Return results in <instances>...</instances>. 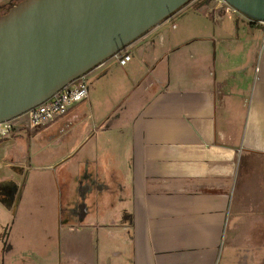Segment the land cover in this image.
<instances>
[{
	"label": "crops",
	"instance_id": "1",
	"mask_svg": "<svg viewBox=\"0 0 264 264\" xmlns=\"http://www.w3.org/2000/svg\"><path fill=\"white\" fill-rule=\"evenodd\" d=\"M83 76L86 98L0 139V264H264V27L189 0ZM76 126L31 159L28 134ZM108 171L117 210L102 192L98 220L72 215Z\"/></svg>",
	"mask_w": 264,
	"mask_h": 264
},
{
	"label": "water",
	"instance_id": "2",
	"mask_svg": "<svg viewBox=\"0 0 264 264\" xmlns=\"http://www.w3.org/2000/svg\"><path fill=\"white\" fill-rule=\"evenodd\" d=\"M188 1L19 0L0 14V122L51 98ZM223 1L264 21V0ZM70 213L83 219L86 205Z\"/></svg>",
	"mask_w": 264,
	"mask_h": 264
},
{
	"label": "rangeland",
	"instance_id": "3",
	"mask_svg": "<svg viewBox=\"0 0 264 264\" xmlns=\"http://www.w3.org/2000/svg\"><path fill=\"white\" fill-rule=\"evenodd\" d=\"M18 1L19 0H0V14L6 11L11 4H15ZM164 28L166 29L167 27ZM150 40L144 41L143 45L149 46ZM123 71L126 72L125 70ZM92 88L93 86L89 84V89L91 90ZM102 128H105V125H102ZM78 131H79V127L76 126V128L72 127L71 129L66 130L64 133H61L59 137L58 136L48 137L47 136L48 133H46L45 131L44 132L36 131L31 133L30 135L28 134L27 139L28 142L31 144V149L29 152L31 155L30 156L31 159H57L58 156H60V154H62L64 150L67 149L69 145L68 140L71 137H74L78 133ZM84 159H96V158L95 157L90 158L86 156ZM100 159H107V157L103 156ZM102 164L103 162L101 163V165ZM108 174L109 175L106 176L107 178L105 180L103 179V184H105L103 186V189L105 188V186H108L106 187L108 189L105 188L104 190H101V193H99L98 191H95L97 190L95 186H92L94 184L91 185L92 187H94L95 189L94 192L96 193V196L94 197L92 203V207H90V203H88L87 201L89 197H86L85 199V197L79 198L77 195L76 202L74 203V206L84 203L86 205L87 214L89 212L93 214L95 220L99 219V215L97 212L99 207L102 205L98 202V199L102 198V192L104 193V195L106 192L108 193L107 204H108L109 212H111V210H117V208L121 204L120 199L122 198L123 189H121L120 187L123 184L119 179L118 180L116 179L117 177L114 171H108ZM108 182L109 184L107 185ZM113 213L114 211L112 212L109 220L110 221L114 220L115 222L119 223L121 221L122 216L118 217L117 219L113 216Z\"/></svg>",
	"mask_w": 264,
	"mask_h": 264
},
{
	"label": "built area",
	"instance_id": "4",
	"mask_svg": "<svg viewBox=\"0 0 264 264\" xmlns=\"http://www.w3.org/2000/svg\"><path fill=\"white\" fill-rule=\"evenodd\" d=\"M252 21V20H251ZM264 27V21H252ZM129 56L120 58V63L124 64ZM88 85L84 76H79L72 80L65 87L53 94L46 101L27 111L31 126L43 125L55 116L64 113L72 104L82 101L87 97ZM12 131V125L8 121L0 122V139L7 138Z\"/></svg>",
	"mask_w": 264,
	"mask_h": 264
},
{
	"label": "trees",
	"instance_id": "5",
	"mask_svg": "<svg viewBox=\"0 0 264 264\" xmlns=\"http://www.w3.org/2000/svg\"><path fill=\"white\" fill-rule=\"evenodd\" d=\"M12 5H13V4H11L10 6H12ZM10 6H9V7H10ZM9 7H8V8H9ZM8 8H7V10H8ZM7 10H6V11H7ZM6 11H4V12H6ZM4 12H3V13H4Z\"/></svg>",
	"mask_w": 264,
	"mask_h": 264
}]
</instances>
